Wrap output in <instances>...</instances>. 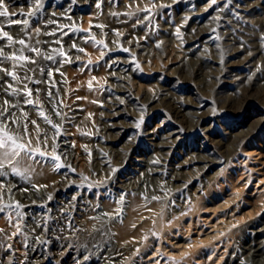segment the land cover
Returning a JSON list of instances; mask_svg holds the SVG:
<instances>
[{
  "label": "rangeland",
  "instance_id": "obj_1",
  "mask_svg": "<svg viewBox=\"0 0 264 264\" xmlns=\"http://www.w3.org/2000/svg\"><path fill=\"white\" fill-rule=\"evenodd\" d=\"M4 5L9 16L0 17V69L16 79L0 70V111L8 100L6 131L32 152L0 161V264H98L113 258L110 264H227L238 258L257 264L243 249L253 229L264 227V0ZM220 21L236 41L224 46ZM193 25L214 31L195 44ZM254 40L262 51L245 61ZM228 55L236 65L220 80V62ZM181 57L189 59L178 66ZM196 60L199 69L191 74ZM140 85H164L186 109L175 114L167 101L146 105L137 97ZM51 106L57 118L49 116ZM25 124L28 134L22 135ZM173 131L177 141L161 149L158 144ZM159 150L168 155L167 169L185 160L183 177L176 187L166 181L153 191L150 175ZM98 154L105 169L95 164ZM17 157L48 176L35 177ZM137 193L145 199L134 224L138 232L120 239L111 221L124 220Z\"/></svg>",
  "mask_w": 264,
  "mask_h": 264
},
{
  "label": "bare ground",
  "instance_id": "obj_2",
  "mask_svg": "<svg viewBox=\"0 0 264 264\" xmlns=\"http://www.w3.org/2000/svg\"><path fill=\"white\" fill-rule=\"evenodd\" d=\"M230 1V0H229ZM237 2V1H236ZM208 7V6H207ZM235 7V6H234ZM201 9V8H200ZM206 11V10H205ZM71 12V10H70ZM200 12V10H199ZM204 13L203 12H200L199 14H202ZM191 14H195L194 13V10L193 12H191ZM231 14V13H230ZM236 14V13H235ZM233 15V14H232ZM231 15V16H232ZM64 16L65 13H64ZM224 16V15H223ZM230 16V17H231ZM228 18V17H227ZM234 18V17H232ZM233 20V19H232ZM229 21V20H228ZM63 22H67V21H63ZM219 22V21H218ZM217 22V23H218ZM234 22H235V19H234ZM237 22V21H236ZM216 23V22H215ZM216 23V24H217ZM226 23V22H225ZM223 23L222 21H220V27H219V30L221 32V34L223 33V37L227 40L224 42V46L227 45V44H230L231 42V39L233 41H236L235 40V35L232 31H228V30H225V29H221V27H224L226 24ZM229 24V23H228ZM201 25H202V22H201ZM212 25V24H211ZM230 25V24H229ZM233 25V24H232ZM231 25V26H232ZM205 26V25H204ZM204 26H200V25H193L192 28H195V32H193V34H191V42L193 43H197V42H200L202 41V38L205 37L207 34H209V32L211 33V27L208 28V27H204ZM213 27V26H212ZM189 28V27H188ZM191 28V29H192ZM228 28V27H226ZM214 31V30H213ZM212 31V32H213ZM216 34V33H215ZM222 39V38H221ZM223 40V39H222ZM223 44V41L221 42ZM251 46H252V51L249 52L248 54L249 55H246L244 56V60L246 61V59L248 58H252L254 57V55H256V53H259L260 51V48H262V45L257 42L256 40L254 41H251L250 42ZM166 46V45H165ZM167 47V46H166ZM173 49V48H172ZM163 50V49H162ZM171 50V49H170ZM167 52V51H166ZM165 53V52H164ZM189 58H184V57H181L179 59V65L178 66H182L184 64L187 63L186 60H188ZM215 59V58H214ZM217 60L215 61H220L219 58H216ZM121 61V60H120ZM118 63V62H117ZM125 63V62H124ZM199 63L200 61L199 60H196L194 61L193 65L191 68H189V72L192 74L193 72H197V70L199 69H196L197 66H199ZM220 64L222 65V68L218 69V74H217V78H219L220 80H223V79H226V77L231 74V72L233 71V69L231 68L232 66L236 65V60H231L230 59V55L227 56L226 58V61H222L220 62ZM186 68V67H185ZM126 69V68H125ZM127 71V70H126ZM124 72V71H123ZM134 73V72H133ZM123 76V75H122ZM124 78V76H123ZM125 79V78H124ZM128 81V80H127ZM132 83V82H131ZM2 81L0 80V89L2 90ZM128 86V85H127ZM138 87V86H137ZM133 88V87H131ZM4 90V89H3ZM133 94V93H132ZM137 94H138V98L141 99L146 105L148 104H152L154 103L155 101H164L166 102L167 101V104H170V108L173 110V112L175 114H182L183 111L186 109L185 105H184V102H180V100L177 98V100L174 98V97H171L169 96V92L166 91L164 85H160L158 87H149V86H146V87H143L142 85L139 86V89L137 91ZM2 95V94H1ZM5 99V98H4ZM124 99V98H122ZM121 100V99H119ZM1 101H2V98H1ZM18 102V101H17ZM14 104V103H13ZM27 104V103H26ZM15 105V104H14ZM18 105V104H17ZM19 107L18 108H22L20 105H18ZM169 106V105H168ZM4 107V106H3ZM12 107V106H11ZM1 109V108H0ZM3 109V108H2ZM12 109V108H11ZM25 109V107H24ZM17 110V109H16ZM2 111V110H1ZM12 111V110H11ZM25 111V110H24ZM48 111L50 112L49 113V116L51 118H57V114L55 113L56 112V109L51 106L49 107ZM195 114H197V111H193ZM13 115V114H12ZM16 115V114H15ZM14 116V115H13ZM2 118V117H1ZM10 118V117H9ZM12 118V117H11ZM2 120V119H1ZM12 120V119H11ZM18 120V119H17ZM9 121V119H8ZM15 121V120H14ZM171 133H174L173 132H170L166 135V140L161 142L160 145L163 149L164 146H168V145H172L173 142H176L178 137H175L173 138L171 136ZM171 136V138H170ZM64 140V141H63ZM62 141V144L64 145V149L66 152H70L71 151V142L69 139H66L64 138ZM170 151V150H169ZM7 153V155H6ZM12 150L9 148V149H0V161H4V160H9V159H12L13 157H15V155H12ZM95 154V153H94ZM107 154V153H104V155ZM109 154V153H108ZM158 154L160 155L159 156V159L156 161L157 162V166H155L154 168H152V175H150L151 177V181H150V189H152L153 191L155 190H158L161 186V184H164L166 181L167 182H170L172 183V185H175V181L176 180H179V179H182V172L179 171L180 167L185 163L184 161L185 160H181L178 164H175V168H172V170L174 169V171L170 170L171 166L169 167L168 166V169H167V160L168 159V155L164 156V153L162 151H158ZM68 155V154H67ZM103 155V154H102ZM101 155H97V157L95 158V164L98 166V168H103L105 169L102 164L106 161L105 159L101 158L100 157ZM192 156H194V153L192 154ZM106 158V157H104ZM156 158V157H155ZM195 158V157H194ZM103 159V160H102ZM110 159V158H109ZM10 161V160H9ZM16 161L18 163H20L21 165L25 166L29 171H31L33 173V175L37 178H45L48 176V172L45 171L44 169L40 168V167H37L35 166L29 159H26L24 157H17L16 158ZM6 163V162H5ZM96 166V167H97ZM151 166V165H150ZM99 168V169H100ZM151 169V168H150ZM96 170V169H95ZM104 172V171H102ZM96 174V172H95ZM100 174V173H99ZM73 180V179H72ZM137 185L138 184H141L142 181L140 180H137ZM119 183V181H118ZM130 183V181H129ZM169 183V184H170ZM116 184V183H115ZM128 184V182L126 183ZM148 184V183H147ZM15 185V184H14ZM123 185L125 184H120V185H117L118 187H122ZM131 185V183H130ZM134 185L136 186L135 182H134ZM145 185V184H144ZM149 185V184H148ZM10 186V185H9ZM70 185L69 184H66L64 185V187H67L65 188V190H67L65 193H71V189L68 188ZM128 185H126L125 187H127ZM177 185H175L176 187ZM11 187V186H10ZM31 187V186H30ZM124 187V186H123ZM131 187V186H130ZM9 188V187H8ZM13 188V186H12ZM20 188V186H19ZM34 188V187H33ZM147 188V187H146ZM23 189V188H22ZM36 189V187H35ZM144 189V188H143ZM10 190V189H9ZM37 190V189H36ZM125 190V189H124ZM129 190V189H128ZM127 190V191H128ZM21 191V190H20ZM39 192V190H37ZM24 192V191H22ZM28 193V190L26 191ZM32 192V191H31ZM30 192V193H31ZM141 192V191H140ZM143 193V192H142ZM141 193V194H142ZM21 194V193H20ZM32 194V193H31ZM140 193H137V194H134L132 196V199L129 203V210H128V213L126 214V217L124 218L123 221H120L121 219H119V221H111L112 223V226L114 227V229L116 230L117 234H118V237L120 239H128L132 234H136L138 232V228L136 229V226L134 225L135 222L139 219L140 217V210H141V203H142V200H145L143 198H141L142 196ZM19 195V194H18ZM17 195V196H18ZM29 195V194H28ZM27 195V196H28ZM37 195V194H36ZM73 195V194H72ZM27 196L25 198H27ZM30 196V195H29ZM29 196H28V199H29ZM32 197V196H30ZM73 197V196H71ZM75 198V196H74ZM35 199V198H34ZM52 199V198H51ZM37 200V199H36ZM76 200V199H75ZM34 201V200H33ZM35 202V201H34ZM31 205H32V201H30ZM154 201H152L149 205L151 206H155L157 204H153ZM27 204V203H26ZM75 205V204H74ZM80 207V206H79ZM73 208V207H72ZM70 208V209H72ZM75 208V207H74ZM73 208V209H74ZM77 210V209H76ZM72 212V211H71ZM73 213V212H72ZM69 214V213H68ZM74 215V214H73ZM110 215V214H109ZM66 216V215H65ZM114 215H112L111 217H113ZM116 216V215H115ZM74 217V216H73ZM109 217V216H108ZM70 218V217H68ZM67 218V219H68ZM110 218V217H109ZM115 218V217H114ZM108 219V218H107ZM116 219V218H115ZM71 220V219H70ZM60 225V224H58ZM253 233H255V236L254 238L252 239V241L248 244V245H245L244 246V251H248V255L253 257V260L254 262H256L257 264H264V227H260V228H254L253 229ZM53 232V231H52ZM50 234V233H49ZM45 240V239H44ZM43 240V241H44ZM41 241V240H40ZM40 243H43V242H40ZM39 243V244H40ZM46 244V242H45ZM44 246V245H43ZM40 250V249H39ZM41 252V251H40ZM38 253V252H37ZM115 254L113 256H117L118 255V251H115L114 252ZM37 255V254H36ZM35 255V256H36ZM41 258V256H40ZM38 259V258H37ZM247 259V258H246ZM40 260V259H38ZM42 260V259H41ZM40 260V261H41ZM239 260V261H238ZM242 260V259H241ZM239 258L238 259H229L227 264H247V263H244L242 262ZM36 261V260H35ZM114 261V258L111 259L110 261H106V262H98V264H110ZM38 262V261H36ZM35 262V263H36ZM249 262V260H248ZM96 263V262H95Z\"/></svg>",
  "mask_w": 264,
  "mask_h": 264
},
{
  "label": "snow or ice",
  "instance_id": "obj_3",
  "mask_svg": "<svg viewBox=\"0 0 264 264\" xmlns=\"http://www.w3.org/2000/svg\"><path fill=\"white\" fill-rule=\"evenodd\" d=\"M36 2L38 4L39 0H36ZM212 3L215 4L216 0H212ZM0 9H2V10H0V17L9 16L8 9L4 5V0H0ZM144 11H148V9H144ZM16 15H23V14L22 13H17ZM16 23H19V21H16ZM24 23H27V21H24ZM4 37L7 40H12V37L8 36V34L6 32L4 33ZM19 43L23 44L24 41L20 40ZM0 51H2V50H0ZM32 51L39 52L38 49H32ZM78 51L83 52L84 50L83 49H78ZM61 55H64V54L61 53ZM10 58H15V57H9V59ZM48 58L51 59V57H48ZM25 59H29V58H25ZM31 62L34 63V61H31ZM0 70L5 71L7 75L11 76L13 79H16V74L11 72V71H9L8 69H0ZM9 87H11V85H9ZM27 95L28 96L32 95L31 90L27 91ZM49 96H51L50 92H49ZM8 103H9L8 100H5L4 101L5 107H4V109L2 111H0V117H2V120H0V124H3V121H7L8 115H11V113H9L7 111ZM27 103L28 104H32V101L28 100ZM41 116H43L42 112H41ZM44 119H45V122L48 123V124H51V126L53 128H57V125L52 124V121L50 119H48L47 117H44ZM11 123L15 124L16 122L12 121ZM32 123L35 124V121H32ZM6 128H7L6 124H3V126L0 127V149H9L10 148L12 150V153H11L12 155H19L21 152H24L25 154L30 155L32 150L30 148H28L25 144L18 143L16 138L6 131ZM27 134H28V129H27V125L25 124L24 128H23L22 135H27ZM29 143H30V141H29ZM6 155H7V153H6ZM39 155L43 156L44 153L41 151V152H39ZM53 159L59 160V156L53 157ZM0 167H2V165H0ZM57 167H60V165H57ZM0 199H2V195H0ZM16 206L19 207V204H17ZM4 207H11V205H5ZM2 211H3V208L0 207V212H2ZM2 231L3 230L0 229V232H2Z\"/></svg>",
  "mask_w": 264,
  "mask_h": 264
}]
</instances>
